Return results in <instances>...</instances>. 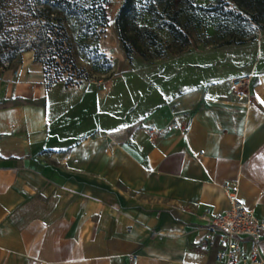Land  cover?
<instances>
[{
	"label": "crops",
	"instance_id": "0c3cea01",
	"mask_svg": "<svg viewBox=\"0 0 264 264\" xmlns=\"http://www.w3.org/2000/svg\"><path fill=\"white\" fill-rule=\"evenodd\" d=\"M248 44L101 124L100 90L52 97L40 71L0 73V264H219L202 216L228 209L227 189L264 221V36Z\"/></svg>",
	"mask_w": 264,
	"mask_h": 264
},
{
	"label": "rangeland",
	"instance_id": "374dc122",
	"mask_svg": "<svg viewBox=\"0 0 264 264\" xmlns=\"http://www.w3.org/2000/svg\"><path fill=\"white\" fill-rule=\"evenodd\" d=\"M124 2H107V24L95 37L82 34L75 19L62 23L75 68L62 64L65 72L54 79L52 69L43 65L49 53L39 40L62 31L58 22L43 18L45 2L0 0V73L8 70L20 76L40 71L45 88L54 86L52 97L76 95L63 94L60 87L100 90L101 96L95 99L96 120L101 124L109 117L112 121L125 114L133 117L168 91L180 89L192 72L189 65L230 61L246 53L243 44L255 49L256 41L264 36V22H254L253 11L240 7V0H133L120 26L125 31L119 34L115 20ZM119 35L131 50L130 60ZM226 41L234 43L225 45ZM224 65L206 71L208 75L214 70L221 73Z\"/></svg>",
	"mask_w": 264,
	"mask_h": 264
},
{
	"label": "trees",
	"instance_id": "16d2710c",
	"mask_svg": "<svg viewBox=\"0 0 264 264\" xmlns=\"http://www.w3.org/2000/svg\"><path fill=\"white\" fill-rule=\"evenodd\" d=\"M45 3V8L42 11L43 18L47 22H58L59 28L62 31L61 34H53L44 36L39 42L44 43V47L49 53V58L43 62V65L51 68L53 71L54 79H60L61 74L64 70H61V65L65 64L66 67L75 68L74 62L71 58L72 48L70 44L69 37L64 29L62 23L67 19H75L82 27V34L88 35L89 33L94 37L98 35V29L105 27L107 24V16L105 12V5L110 0H43ZM133 0H125L124 5L120 9V12L115 20V24L119 29V34L124 29L120 31V26L126 18V14ZM243 3L239 5L245 9H250L253 11L251 19L256 22H264V0H240ZM232 15L239 17L240 14ZM259 18H262L260 21ZM121 36V35H119ZM122 43L123 51L128 60H130L131 50L124 44L122 36L120 37ZM234 42L226 41L225 45H231ZM239 44L244 43L238 41ZM1 53V52H0ZM46 73V71H44ZM71 83V81H69ZM67 82V83H69ZM20 99H14L9 101L20 102ZM2 105V104H1Z\"/></svg>",
	"mask_w": 264,
	"mask_h": 264
},
{
	"label": "built area",
	"instance_id": "2783aa9c",
	"mask_svg": "<svg viewBox=\"0 0 264 264\" xmlns=\"http://www.w3.org/2000/svg\"><path fill=\"white\" fill-rule=\"evenodd\" d=\"M250 76L230 80L233 94L237 98L246 96ZM177 128L176 125L173 126ZM229 207L221 214L209 211L202 216L207 228L217 234L216 262L219 264H261L260 242L264 238V221L257 218L253 210L245 207L235 192L226 190ZM136 256L129 257L130 264H136Z\"/></svg>",
	"mask_w": 264,
	"mask_h": 264
}]
</instances>
